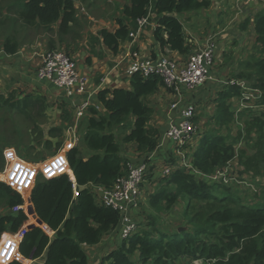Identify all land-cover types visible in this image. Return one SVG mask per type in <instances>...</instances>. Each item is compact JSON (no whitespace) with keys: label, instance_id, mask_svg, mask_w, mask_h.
I'll return each instance as SVG.
<instances>
[{"label":"trees","instance_id":"16d2710c","mask_svg":"<svg viewBox=\"0 0 264 264\" xmlns=\"http://www.w3.org/2000/svg\"><path fill=\"white\" fill-rule=\"evenodd\" d=\"M76 1L0 0V51L7 55L19 52L30 44L32 33L49 35L50 50L62 43L69 47L72 41L82 38L84 26ZM126 1L116 30L100 31L104 43L115 53L129 37V20L144 18L152 5V0ZM210 5L211 0H156L155 39L163 49L188 53L191 46L178 14ZM253 19L262 56L243 60L241 67L245 69L231 79H243L261 93L257 103H264V11ZM129 83V88L106 87L98 91L97 105L102 110L95 105L89 107L92 115L79 143L64 152L74 178L69 172L41 173L31 187V179L21 174L22 188L0 179V264H27L42 255V264H88L87 248L122 225L121 212L97 200L92 185L112 190L137 158L145 156L150 161L148 156L157 148L161 133L160 127L151 123L155 114L151 96L165 86L160 75L144 76L141 72L132 74ZM240 95L237 85L222 89L214 117V124L220 127L240 120L235 136L231 132L203 134L190 166L178 161L176 167L169 166L168 173L156 176L160 187L151 197L158 202L159 213L165 211L171 220L163 217L160 221V214L155 213L143 216L137 230L105 256L107 264H177L188 260L264 264V189L246 201L224 182L206 178L235 157L245 173L264 178V111L247 108L236 118L237 112L228 100ZM69 107L61 103L63 117L58 122L52 117L53 106L46 96L28 93L20 97L17 90L0 92V172L7 167L5 148L16 147L31 162L63 149L65 122L72 117ZM194 124H198L196 117ZM240 141L247 146L236 151ZM185 144L178 150H186ZM83 149L92 154L85 158ZM153 169L149 170L150 178L156 174ZM30 187L29 198L40 222L28 211L25 189ZM182 201L184 206L179 204ZM17 206L21 207L15 211ZM179 220L183 221L175 224ZM23 230L17 258L6 244L12 245Z\"/></svg>","mask_w":264,"mask_h":264},{"label":"crops","instance_id":"0c3cea01","mask_svg":"<svg viewBox=\"0 0 264 264\" xmlns=\"http://www.w3.org/2000/svg\"><path fill=\"white\" fill-rule=\"evenodd\" d=\"M113 1L114 4L111 6L110 2ZM260 1L264 0H211L209 7L178 14L183 22L187 43L191 46V51L182 54L168 48L163 49L155 39L154 31L157 27V16L153 5L156 0H152V5L147 14L149 23H146L141 29H139L138 21L133 22L129 20L131 32L116 53L104 43L100 31L102 29H108L109 31L116 30L118 27L117 18L122 16L121 10L127 1L77 0L75 4L79 8L80 18L83 21L84 19L87 21L86 25L83 26L82 38L76 42L72 41L69 47L66 43H62L61 46L69 53L84 54V59L82 61L77 59L76 62L79 64L80 74L87 79L86 90L78 92L75 89L69 94L51 82H41L38 77V69L41 66L43 52L29 51L28 49L30 48H28L29 54L32 55L27 57V50L22 47L23 50L21 48L19 52L13 55H7L2 50L0 51V92L6 94L12 91V87H14L13 90L19 91L15 88L14 84L19 82L25 84V86L20 85L18 87L21 94L36 93L46 96L49 105L53 106L51 110L52 117L58 122H61V117H63L60 110L61 103L69 105V112L72 114V117L69 122H65L66 129L63 136L64 152L69 148V145L72 144L73 147L79 143L88 117L92 115L89 107L95 105L99 110H102V107L97 105V93L100 89L106 87H130V78L127 70L135 61V57L139 56L140 59L147 58L158 61L163 57L170 56L174 59L173 61L177 62L178 66H183L191 54L212 41L215 47V64L211 66L210 76L203 85L193 89L181 86V89L177 91L167 88L164 84L165 86L161 87L157 94L151 96L155 108V114L151 123L159 126L161 133L158 146L148 156L150 161L148 160L149 162L147 163L149 170L154 167L153 171L156 174L150 178L152 172L149 171L147 173L148 177L145 180H148L150 183L154 182L157 178L156 176L161 175L165 167L171 165L176 167L177 162L183 163L186 157L190 161L196 147L200 144L203 134L220 132V126H218L219 130H216L215 126L212 127V124L216 125L214 124V117L216 115L215 111L219 92L226 86H229V84L225 83L227 80L234 78L235 75H238L245 69L241 67L243 60L253 61V56L256 58L262 56L260 51L262 46L257 41L256 22L253 19L254 16L264 11V4ZM241 2L242 6L240 5ZM248 17H251V19L244 23ZM9 66L13 68L12 73L8 70ZM239 80L243 79L239 78ZM93 97L94 101L92 102ZM209 98H211V102H209ZM86 101L89 102L87 110L82 116H78V107ZM238 101L239 97L236 96L228 100L231 106L237 104ZM211 103L214 106L213 108H210L212 107L210 106ZM174 104L177 106L173 107ZM188 105L196 106L195 117L198 125L195 134L186 139L185 145L188 147L183 151V154L177 148L179 145H176L175 141L167 136L166 128L180 121L181 113ZM231 109L237 110L236 108L233 109V107ZM84 117L87 118L86 121L82 120ZM236 118H239L238 112ZM237 121L240 120L235 119V122ZM202 123L204 124V129L199 128ZM220 133L226 135L224 132ZM75 142H77L76 145ZM90 154H92V151L83 149L82 155L85 158ZM49 156L44 155L43 159L38 162L28 161L32 169L33 167L37 168L34 170L36 175L38 170H41L40 166L46 164L53 157V155ZM136 160V163H141L147 161V158L143 156ZM5 170L12 169L7 167ZM92 190L96 194L97 200L101 202L104 188L92 185ZM131 214L138 224H141L144 220L143 214L139 213V208L131 210ZM121 226L114 229L100 243L87 248L88 264H107L105 256L111 250L120 247L124 242V239L121 237ZM33 261L42 264L44 262V255L27 261V264Z\"/></svg>","mask_w":264,"mask_h":264},{"label":"built area","instance_id":"2783aa9c","mask_svg":"<svg viewBox=\"0 0 264 264\" xmlns=\"http://www.w3.org/2000/svg\"><path fill=\"white\" fill-rule=\"evenodd\" d=\"M139 29L149 23L148 15L138 21ZM133 35V34H131ZM214 45L212 41L198 49L191 54L183 66H178L177 62L163 57L158 61L151 59H140L139 56L135 57V61L128 68L127 74L130 78L135 72H141L144 76L151 74H158L161 76L163 83L174 90L179 91L181 86L187 88H196L203 85L210 76L212 65L215 64ZM38 77L40 79L47 80L59 88L64 89L71 94L75 89L78 92H84L87 86V79L80 74L79 64L72 59L65 50L53 49L46 51L43 54V62L38 69ZM229 85H237L240 87L241 95L237 104L232 105L233 109L236 108V112L252 108L254 111H264V103H257L260 99L261 93L252 88L244 80H227L225 82ZM89 102L86 101L78 107L77 115L82 116L87 110ZM177 105L174 104L173 107ZM196 115V106L188 105L182 111L180 121L177 124H172L167 132V136L173 139L176 145L182 146L186 139L192 136L195 132L194 117ZM77 142H75L76 145ZM72 148V144L68 146ZM64 148L61 149L56 155L46 163L40 166L42 173L45 175H54L62 172H69L73 177L71 170L68 167L64 152ZM183 153L184 150H179ZM7 150L4 152L7 160ZM10 153V152H9ZM184 154V153H183ZM147 161L141 163H133L129 166L128 173L119 178L116 186L112 190L103 191L102 202L106 206L113 207L119 210L122 215L121 237L123 239L128 238L138 228L137 222L132 218L131 210L138 208L141 201L142 192L141 184L145 180L149 167ZM187 166H190V162L187 157L184 162ZM8 164V162H7ZM8 167V166H7ZM6 167V169H7ZM31 169V170H30ZM16 170L13 174V181L2 179L16 188H22L19 181V176L24 174L31 179V187L33 186L37 175L32 169L31 165L22 161H17L15 164ZM13 170V171H14ZM12 171V172H13ZM164 173L170 171L169 167L164 168ZM162 171V172H163ZM11 172V173H12ZM34 175H36L34 177ZM208 178V177H206ZM217 176H212V181L217 180ZM31 187L25 189L30 192ZM21 206L14 208L15 211L20 209ZM24 230L16 235L15 242L12 245L6 244L10 251L16 253V257L20 258L18 254V244L24 235ZM195 261L203 260H190L186 264H197ZM206 263V262H205ZM207 264H211L210 261Z\"/></svg>","mask_w":264,"mask_h":264},{"label":"rangeland","instance_id":"374dc122","mask_svg":"<svg viewBox=\"0 0 264 264\" xmlns=\"http://www.w3.org/2000/svg\"><path fill=\"white\" fill-rule=\"evenodd\" d=\"M260 2L264 4V1H260ZM113 4H114V1L113 2H110V5L111 6H113ZM240 5L242 6V2L240 3ZM83 22H84V25H86L87 21L85 19H84ZM32 35H33V36H31L32 37V39H31L32 41L30 42V44H25L23 46V48L25 50H27L28 48H30L31 50L28 49L29 51L43 52V54L46 51H49L50 50L47 47L49 35H47L45 33H40V34H37V35H34L32 33ZM53 37L54 38H57L56 35H54ZM23 48H22V50H23ZM56 49H61V50L63 49V50H65L62 46H58ZM28 50L26 52V56L27 57H29L30 55H32V54H29ZM66 52L75 61L77 59L80 60V61H82L84 59V54L83 55H81V54L79 55V54H75V53H69L68 51H66ZM43 54L41 56V64L43 62ZM167 57L169 59H171V60H174L170 56H167ZM8 70H10V73H12L13 68H11L9 66L8 67ZM15 75H16V73H15ZM20 85H24L25 86V84H23L21 82L14 84V86H16L15 88H17L19 90L18 91L19 96L22 97L24 95L21 94L20 89L18 88ZM167 88H169V87H167ZM11 89L13 90L14 87H12ZM189 89H192V88H189ZM46 100H47V98H46ZM211 101H212L211 98H209V102H211ZM210 106H212L210 108H213L214 107L212 105V103H211ZM206 109H207V107H206ZM207 112L209 113L208 110H207ZM241 112H242V110H241ZM241 112H238V115L241 114ZM261 112L262 111L259 110V113H261ZM204 114H205V111H204ZM246 115H248V113ZM86 119L87 118L84 117L82 120L83 121H86ZM82 120H81V122H82ZM240 124H241V121H237V122L233 121L232 123L229 124V126L222 125L220 127L221 128L220 132H224L225 134L231 132V134L235 135V133H237L238 128L240 127ZM197 125L198 124L195 125V132L197 130ZM214 126L216 127L215 128L216 130H219V127H218V126H220L219 124H217V125H213L212 124V127H214ZM199 128L204 129V124L203 123L200 124ZM195 132H194V134H195ZM235 146H236V148H235L236 151H238V149L240 147H246L247 145L243 141H240ZM6 150L8 151L7 152V155H8V157H7V162H8L7 166L10 167L12 170H4V171L0 172L1 173L0 174V178L5 179V180L7 179L8 181H13V174L16 171V170H14V168H15V164L17 163V161H22V162H24L26 164H28L30 162H28V160L24 159L19 154V152L16 149V147H8V148H5L4 149V152ZM45 155L46 156H49L50 154L49 153H45ZM36 169H37L36 167H33V170H36ZM42 172H43L42 170H38L37 175L41 174ZM212 176H217L218 177L217 178L218 181H222L225 184H227L228 186H230V190L231 191L241 193L242 196H244V198L246 199V201H249L250 197H252V195H254V193H256V191H261V190L264 189V178H254V177L251 176V174L245 173L243 171L242 166L240 165V162H239L238 157H235L225 167L218 169L215 173H213L212 175L208 176V179L211 180L210 178ZM159 177H160V175L158 176V178ZM159 184L160 183L158 182V180H156V181L154 180V182H151V183L148 180H144L143 183L141 184L142 197H141V201L139 202L138 208H139V213L143 214V216H145V217L151 215L152 213H155L157 215L160 214L159 213V210L157 208L158 202L153 201V199L151 197V194L154 193L156 191V189H158L160 187ZM25 195H26L27 198L30 197V193L28 191L26 192ZM261 197H263V195ZM179 204H180V206L182 204L184 206L185 205V202L182 201V203L180 202ZM163 217H164V220H167V221H170L171 220L168 215H165V211L160 214V218H159L160 221H163ZM181 221H183V220H179L175 224H178ZM188 262H190V261L188 260ZM195 262L197 264H205L204 262H206V261H195ZM185 263L177 262V264H185ZM206 264H207V262H206Z\"/></svg>","mask_w":264,"mask_h":264},{"label":"water","instance_id":"95a60500","mask_svg":"<svg viewBox=\"0 0 264 264\" xmlns=\"http://www.w3.org/2000/svg\"><path fill=\"white\" fill-rule=\"evenodd\" d=\"M39 79H40V78H39ZM40 81H41V82L50 83L49 81L44 80V79H40ZM91 101H92V102L94 101V97L92 98ZM167 130H168V127L166 128V131H167ZM136 162H137V160L134 161L133 163L135 164ZM28 201H29V205H28V211H29V213H31V214H33L35 217H37L36 212H35V208H34V206H33V204H32V201H31V198H29ZM37 220H38V222L41 221L38 217H37ZM183 228H184V227H180L179 230H181V229H183Z\"/></svg>","mask_w":264,"mask_h":264},{"label":"clouds","instance_id":"9594fccd","mask_svg":"<svg viewBox=\"0 0 264 264\" xmlns=\"http://www.w3.org/2000/svg\"><path fill=\"white\" fill-rule=\"evenodd\" d=\"M30 193V192H29Z\"/></svg>","mask_w":264,"mask_h":264}]
</instances>
